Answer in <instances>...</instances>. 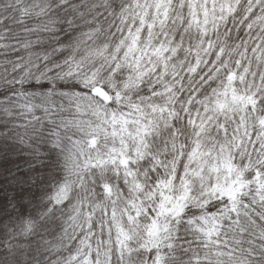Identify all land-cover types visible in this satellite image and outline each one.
Masks as SVG:
<instances>
[{"label": "snow or ice", "instance_id": "snow-or-ice-1", "mask_svg": "<svg viewBox=\"0 0 264 264\" xmlns=\"http://www.w3.org/2000/svg\"><path fill=\"white\" fill-rule=\"evenodd\" d=\"M0 264H264V0H0Z\"/></svg>", "mask_w": 264, "mask_h": 264}]
</instances>
